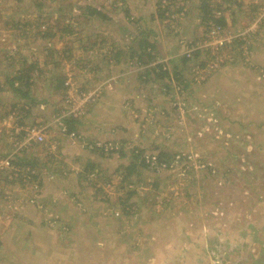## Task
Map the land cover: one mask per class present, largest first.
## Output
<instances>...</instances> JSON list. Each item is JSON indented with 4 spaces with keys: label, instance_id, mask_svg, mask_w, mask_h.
<instances>
[{
    "label": "rangeland",
    "instance_id": "rangeland-1",
    "mask_svg": "<svg viewBox=\"0 0 264 264\" xmlns=\"http://www.w3.org/2000/svg\"><path fill=\"white\" fill-rule=\"evenodd\" d=\"M0 264H264V0H0Z\"/></svg>",
    "mask_w": 264,
    "mask_h": 264
},
{
    "label": "trees",
    "instance_id": "trees-1",
    "mask_svg": "<svg viewBox=\"0 0 264 264\" xmlns=\"http://www.w3.org/2000/svg\"><path fill=\"white\" fill-rule=\"evenodd\" d=\"M87 10H88V12L87 13L85 12L86 14L83 13V15L84 14L87 16L95 15L99 18L104 17V14L99 9L88 6ZM219 21H221L220 25L224 24L222 19L219 18ZM43 33L44 32H42V34ZM151 37L152 36L151 35L149 36V34L147 35L146 32L140 31V36H139L138 46H137L138 48L132 47V46H129L125 49L111 47L109 50V53L111 55L109 56L108 60L110 62L114 61L113 63L117 64V63H119L120 57L129 53L128 56H129L130 60L135 59L140 64H150L156 57V54L154 53V43H153L154 41L153 42L149 41V39ZM93 47H95V46H93ZM47 50H49V53L51 54V58H54V54L52 55L51 50L49 48ZM35 67H36V63H34V65L30 66L29 68H27L25 70H21V72L14 74L9 79L10 87L12 88V90L15 93H18L21 98H27L28 99L31 97L30 91H31L32 85L34 84L33 81L35 82V77H34V73L31 74L30 71L31 70L33 71ZM53 73L54 72H52V74ZM149 73H152V75H154V78H155L154 80H161L163 78L169 77V70L167 68H165L164 63H156L152 66H148V69L144 75H148ZM57 76H58L57 77V84L55 85V89L66 90L65 76H60V75H57ZM15 81L24 82L23 87H21V88H18V86L15 87V83H16ZM67 119H68L67 121L69 122L66 124L67 132L72 133L76 129L74 126V122L76 121V119L73 116H70ZM161 156H162V154L159 153V157H161ZM13 157L14 156L8 158V166L13 167L14 165H16L14 160H13ZM143 163H144V160H142V164Z\"/></svg>",
    "mask_w": 264,
    "mask_h": 264
},
{
    "label": "built area",
    "instance_id": "built-area-1",
    "mask_svg": "<svg viewBox=\"0 0 264 264\" xmlns=\"http://www.w3.org/2000/svg\"><path fill=\"white\" fill-rule=\"evenodd\" d=\"M39 135H40V137H39V138L41 139V137H42V134H39Z\"/></svg>",
    "mask_w": 264,
    "mask_h": 264
}]
</instances>
